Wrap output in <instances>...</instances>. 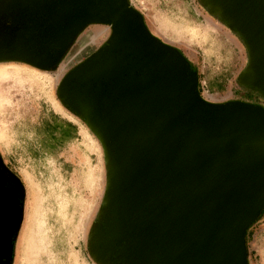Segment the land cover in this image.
<instances>
[{"label":"water","instance_id":"obj_1","mask_svg":"<svg viewBox=\"0 0 264 264\" xmlns=\"http://www.w3.org/2000/svg\"><path fill=\"white\" fill-rule=\"evenodd\" d=\"M198 1L242 42L238 83L264 98V0ZM90 24L111 26L109 39L57 87L104 155L90 258L248 264L246 230L264 208V109L205 102L185 57L128 0H0V63L51 71ZM4 185L0 171V264H10L22 207Z\"/></svg>","mask_w":264,"mask_h":264},{"label":"rangeland","instance_id":"obj_2","mask_svg":"<svg viewBox=\"0 0 264 264\" xmlns=\"http://www.w3.org/2000/svg\"><path fill=\"white\" fill-rule=\"evenodd\" d=\"M128 2L153 36L189 60L205 102L264 109V98L238 83L248 58L244 45L198 0ZM110 35L107 24L88 25L51 71L0 64V158L23 191L10 264H96L88 253V235L106 189L104 155L84 122L60 102L57 87ZM85 37L94 40L81 41ZM54 123L70 125L73 138L61 146L45 141L43 128ZM259 216L247 237L248 264H264V209Z\"/></svg>","mask_w":264,"mask_h":264},{"label":"trees","instance_id":"obj_3","mask_svg":"<svg viewBox=\"0 0 264 264\" xmlns=\"http://www.w3.org/2000/svg\"><path fill=\"white\" fill-rule=\"evenodd\" d=\"M177 51L180 52L179 50H177ZM189 66H190L191 71L195 73L193 66L191 64H189ZM244 89L248 91V89H246V88H244ZM43 129L46 132L45 141H48L50 143L52 142L54 146H56V145L61 146L73 138V129L70 125H68V128H66L65 126H63L59 123H54L52 125L46 124V126H44ZM259 218H260V216H258V218L247 228L246 236H245L246 244H247V239H248L247 237L249 235V231L252 228V226L259 220ZM96 220H95V222H96Z\"/></svg>","mask_w":264,"mask_h":264},{"label":"flooded vegetation","instance_id":"obj_4","mask_svg":"<svg viewBox=\"0 0 264 264\" xmlns=\"http://www.w3.org/2000/svg\"><path fill=\"white\" fill-rule=\"evenodd\" d=\"M0 64H5V63H0ZM0 171L3 173V179L5 180V185L4 187L7 189H12L16 190L19 198H20V203L22 204V187L19 182V179L16 177L14 173H12L11 170H9L1 161L0 158Z\"/></svg>","mask_w":264,"mask_h":264},{"label":"crops","instance_id":"obj_5","mask_svg":"<svg viewBox=\"0 0 264 264\" xmlns=\"http://www.w3.org/2000/svg\"><path fill=\"white\" fill-rule=\"evenodd\" d=\"M85 40L92 41V40H94V39H86V37H85L84 39H81V41H83V42H84ZM73 53L75 54L76 51H74ZM74 54H73V55H74ZM71 56H72V55H71ZM70 58H71V57H70ZM185 59L188 61L189 64H191L187 58H185ZM191 65H192V64H191Z\"/></svg>","mask_w":264,"mask_h":264},{"label":"bare ground","instance_id":"obj_6","mask_svg":"<svg viewBox=\"0 0 264 264\" xmlns=\"http://www.w3.org/2000/svg\"><path fill=\"white\" fill-rule=\"evenodd\" d=\"M9 74H11V73H8L7 75H9Z\"/></svg>","mask_w":264,"mask_h":264}]
</instances>
